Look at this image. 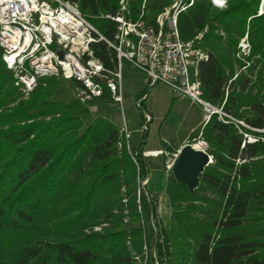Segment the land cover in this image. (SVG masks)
Returning a JSON list of instances; mask_svg holds the SVG:
<instances>
[{"label":"trees","instance_id":"1","mask_svg":"<svg viewBox=\"0 0 264 264\" xmlns=\"http://www.w3.org/2000/svg\"><path fill=\"white\" fill-rule=\"evenodd\" d=\"M70 1L113 38L116 24L103 15L114 14L118 0ZM260 2L228 0L223 9L208 2L202 12L208 31L196 45L207 53L197 64L201 98L256 129H264ZM136 7L131 2L132 18ZM146 10L149 22L163 12L154 0ZM245 33L251 53L242 60L235 55ZM90 49L114 67V51L104 41ZM1 53L0 264H264V139L241 146L234 124L211 115L200 135L211 162L196 187L190 191L170 171L166 177L172 209L166 227L143 185L148 128L132 146L118 124L90 118L89 103H113L106 91L87 102L54 100L61 77L40 78L24 96ZM151 87L146 83L135 98ZM170 143L160 149L169 151Z\"/></svg>","mask_w":264,"mask_h":264},{"label":"built area","instance_id":"2","mask_svg":"<svg viewBox=\"0 0 264 264\" xmlns=\"http://www.w3.org/2000/svg\"><path fill=\"white\" fill-rule=\"evenodd\" d=\"M197 1L202 0H174L149 22L148 0H118L116 12L103 15L116 24L113 38L109 40L95 29L73 1L0 0L1 60L12 72L14 85L24 96L36 87L40 78L56 76L75 80V96L82 101L102 97L106 91L111 100L120 105L123 101L122 64L125 62L142 73L149 86L161 83L175 98L186 97L201 105L205 121L216 114L222 122L234 124L242 135L241 146L263 140V135L253 133L262 134L264 129L252 128L201 98L199 81L191 76L190 70L207 59V53L196 46L207 27L188 37H183L178 27L179 15ZM205 1L217 9L226 7L218 0ZM131 2L137 3L135 18L131 16ZM98 41H104L114 51L112 69L93 56L90 46ZM236 50V57L242 60L250 56L247 33L238 41ZM248 65L249 62H245L242 69ZM147 97L148 93L144 92L134 102L144 114L146 123L150 118L142 104ZM120 131L125 138L130 136L125 124ZM205 147H201V151L208 154ZM146 153L157 155L160 151ZM176 156L174 154L167 164L168 169Z\"/></svg>","mask_w":264,"mask_h":264},{"label":"rangeland","instance_id":"3","mask_svg":"<svg viewBox=\"0 0 264 264\" xmlns=\"http://www.w3.org/2000/svg\"><path fill=\"white\" fill-rule=\"evenodd\" d=\"M173 1L174 0H154V2L157 5H162V6H168ZM207 3L208 1L205 0L197 1L192 7L186 9L179 15L178 27L183 37L191 36L193 33L197 32L198 30L207 27L206 25L205 26L202 25L203 23L202 12ZM260 12H262V10L260 9V5H259V13ZM207 31H208V27H207ZM250 53H251V49H250ZM125 65H127V67L129 66L130 69H133L130 65L124 62L122 64L123 78L125 77L126 69H128L125 67ZM245 70L246 68L242 69L241 67L239 70L236 71L235 74H238L240 71H245ZM191 71L192 70H190V74L192 76ZM143 78H144L143 76H138L137 82L138 83L140 82L141 84ZM123 82L124 81H122L123 101L121 105L117 103L113 104V106L111 105L112 103H100V104L89 103L87 106L90 108V118L95 116H103L108 119L112 118V120L116 124H118L120 128H122L123 125L125 124V126L127 127L130 133L131 145L134 146V143L139 138V135H141V130H143V126L145 125L146 121H144L143 124H140V121L138 119L139 116L138 110L141 113L142 111L135 106V103L133 102V95L131 94V92L126 91ZM136 86L137 83L133 85L134 88ZM74 97H76L75 92L71 88L69 81H66V79H61L59 86L56 90V93L53 96V99L66 103L74 99ZM175 99L176 98L172 95L169 88L161 83L155 85L152 88L151 94L146 99L147 101L146 105L147 107H149V110L151 112L150 113L148 111V115L151 122L148 121L146 123V127L148 128L149 126L148 148H153L152 146L153 144H156V142H159L160 146L163 143H167L171 140L173 141V143H170L169 151H163L162 149L155 150V151H160V153L157 155L146 156L145 152H150L147 149H145L142 153L143 159L147 164V168H148V177L147 180L143 182V185L147 187V189L151 192L152 196L154 197L157 203L159 220L166 227L169 224L170 212L172 210L169 205L168 199L164 193L165 180L170 171V169L167 168V164L173 159V155L177 154L180 147L183 146L184 144L187 143L192 145L198 144L196 148L199 150H201V147L203 146L204 147L206 146L205 147L206 150L208 148L206 142L200 138L201 130L203 127L200 128V124L197 126L193 116V112L200 113L202 115L201 122L205 124L206 122L205 113L201 105L188 99L193 104L195 103V106H192V108L194 109L188 112V115L191 116L186 118L185 121L182 114V111L184 109V104L182 100L175 102L174 108H171L169 110V113L167 114L168 106H170L172 101L173 100L175 101ZM149 102L152 103L151 106L148 105ZM192 116L193 118H191ZM161 140H165L167 142H162Z\"/></svg>","mask_w":264,"mask_h":264},{"label":"water","instance_id":"4","mask_svg":"<svg viewBox=\"0 0 264 264\" xmlns=\"http://www.w3.org/2000/svg\"><path fill=\"white\" fill-rule=\"evenodd\" d=\"M263 2L264 0H261V10ZM209 163L208 154L187 143L178 150L170 171L176 182L185 184L192 191L197 185L198 175Z\"/></svg>","mask_w":264,"mask_h":264},{"label":"crops","instance_id":"5","mask_svg":"<svg viewBox=\"0 0 264 264\" xmlns=\"http://www.w3.org/2000/svg\"><path fill=\"white\" fill-rule=\"evenodd\" d=\"M149 1V0H148ZM157 6H159V7H161L162 9H165V8H167V7H169V5L168 6H162V5H157ZM198 64V63H197ZM125 67L126 68H128V69H126V71H125V77L123 78L122 77V81H124L123 83H124V87H125V89H126V91H128V92H131V94L133 95V102H135V100H136V98H135V96H136V94L139 92V91H141L143 88H144V86H145V84H146V78H145V76L142 74V73H140V72H138V71H136L135 69V71L133 70V69H130L129 68V66L127 67V65H125ZM124 69V68H123ZM192 77L193 78H196L197 80H198V77H197V65H196V68H192ZM138 76H143L144 78L142 79V82H141V84H140V82L138 83L137 81H138ZM137 83V86L134 88L133 87V85L134 84H136ZM157 84H159V83H156V84H154L148 91H147V93H148V97H149V95L151 94V92H152V88L155 86V85H157ZM165 86V85H164ZM134 88V89H133ZM170 90V89H169ZM171 92V91H170ZM179 100H182V102H183V104H184V109H183V111H182V114H183V118H184V120L186 121V118H188L189 116H191V115H188V112L190 111V110H192V109H194V108H192V106H195V103L193 104L192 102H190L189 100H188V98H186V97H182V98H176L175 99V101H174V104H173V101H172V103L170 104V106H168V111H167V114L169 113V110L171 109V108H174V106H175V102H178ZM146 103H147V101H145V102H143V104H142V106H143V109L145 110V112L146 113H148V111L150 112V110H149V107H147V105H146ZM113 104H115V103H112L111 105L113 106ZM151 104L152 103H148V105L149 106H151ZM151 108V107H150ZM189 109V110H188ZM151 113V112H150ZM167 114H166V116H167ZM116 116V115H115ZM193 116H194V119H195V122H196V124H197V126L200 124V128H202L203 127V124L204 123H202L201 121H202V115L200 114V113H195V112H193ZM193 116L191 117V118H193ZM138 119H139V117H138ZM112 122H114L113 120H112V118L110 119ZM152 120H153V117H152ZM151 122V121H150ZM115 123V122H114ZM202 123V124H201ZM116 124V123H115ZM197 126H196V128H197ZM199 128V129H200ZM139 138H140V135H139ZM139 138L136 140V142L134 143V146L138 143V141H139ZM162 142H167V141H165V140H161ZM148 144H149V126H148V141H147V145H146V148L145 149H147L148 151H155V150H158V149H160L161 148V146H160V143L159 142H156V144H153V148H148Z\"/></svg>","mask_w":264,"mask_h":264},{"label":"clouds","instance_id":"6","mask_svg":"<svg viewBox=\"0 0 264 264\" xmlns=\"http://www.w3.org/2000/svg\"><path fill=\"white\" fill-rule=\"evenodd\" d=\"M226 4H227V0H222V5L226 6Z\"/></svg>","mask_w":264,"mask_h":264},{"label":"bare ground","instance_id":"7","mask_svg":"<svg viewBox=\"0 0 264 264\" xmlns=\"http://www.w3.org/2000/svg\"><path fill=\"white\" fill-rule=\"evenodd\" d=\"M197 146H198V144L194 145V147H197ZM147 155H149V154H148V153H146V156H147Z\"/></svg>","mask_w":264,"mask_h":264},{"label":"snow or ice","instance_id":"8","mask_svg":"<svg viewBox=\"0 0 264 264\" xmlns=\"http://www.w3.org/2000/svg\"><path fill=\"white\" fill-rule=\"evenodd\" d=\"M218 2H222V0H218Z\"/></svg>","mask_w":264,"mask_h":264}]
</instances>
